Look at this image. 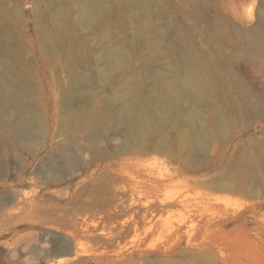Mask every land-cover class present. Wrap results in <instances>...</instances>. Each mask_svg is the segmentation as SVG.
Wrapping results in <instances>:
<instances>
[{
  "label": "rangeland",
  "instance_id": "374dc122",
  "mask_svg": "<svg viewBox=\"0 0 264 264\" xmlns=\"http://www.w3.org/2000/svg\"><path fill=\"white\" fill-rule=\"evenodd\" d=\"M219 1L207 7L202 4L196 12L181 0H149L152 20L136 21L134 15L142 14V7L112 0L107 3L108 17L102 28L76 31L81 41L70 45L71 53L75 45L80 46L69 70L80 71L85 79L84 110L132 87L138 96L150 100L154 111H165L162 101L168 95L159 96V91L166 86L180 95L184 113L199 110L197 123L204 126L198 129L205 133L206 146L201 152L180 147L178 118L167 122L151 113L152 132L143 148L133 145L119 154L115 139L110 146H102L104 155H99V166L94 169L97 177L104 166L117 169L114 184L99 178L83 191L78 177L86 171L84 166L77 177L67 175L61 183L24 188L29 192L47 187L63 196L45 198L39 213H20L23 220L15 230L5 231V218H0V264H54L64 256L54 253L51 239L59 244L73 241L83 255L77 264H264V169L255 161L259 145L264 144V100L242 104L226 97L205 70L209 29L225 18ZM55 2L59 8H54ZM260 6L247 0L243 9L255 7L256 14ZM23 7L28 13L14 24L24 38L32 91L44 109L45 149H51L62 139L56 137L58 110L71 79L60 58L57 70L43 59L40 36L61 22L72 32L78 11L75 0H26ZM148 26L159 30L162 40L149 43L147 34L140 33ZM179 36L189 41L196 38L204 58V65L196 68L203 94L195 101L185 93L199 92L189 73L195 67L184 65L176 53L167 50ZM152 43L161 49L151 51ZM105 50L118 58L98 59ZM248 76L249 85L264 89V78L254 68H249ZM29 154L24 150V159L32 162ZM35 170L36 166L28 165L25 178H34ZM93 225L97 228L90 230ZM122 250L133 254L117 257Z\"/></svg>",
  "mask_w": 264,
  "mask_h": 264
},
{
  "label": "bare ground",
  "instance_id": "6f19581e",
  "mask_svg": "<svg viewBox=\"0 0 264 264\" xmlns=\"http://www.w3.org/2000/svg\"><path fill=\"white\" fill-rule=\"evenodd\" d=\"M25 1L0 0V116L3 119L0 123V181L7 180L0 183V218H5L3 222L5 231L16 229L23 220H20V213L25 212L29 215L39 213L43 210L45 198L63 196L59 192L50 191L47 187H43L40 191L33 189L29 192L25 191L26 187L61 183L67 175L77 177V172L84 166L86 171L78 177L81 178L78 184L82 185L83 191L99 178L114 184L118 179L117 169L109 165L104 166L103 173L99 177H97L98 170L94 169L99 166L97 163L100 160L98 158L101 157L99 155H104L102 146L104 144L106 147L110 146L111 140L115 139L119 142L116 149L119 154L126 153L133 145L143 148L152 132L151 113H154L158 120L167 122L178 118L180 147H190L200 152L205 149V133L198 129L204 125L197 123L199 110L193 109L187 114L184 113L179 105L180 95L173 88L174 92L166 86L160 87L159 96L168 95L162 101L165 111L161 112L154 111L150 100L138 96L132 87L90 111L81 107L86 82L80 71L69 70L72 55L79 51L80 45H75V51L72 53L69 51L70 45L81 41L76 31L85 28L93 30L102 28L103 21L108 17L107 3L112 0H75L78 14L72 32L70 27L61 22L53 27L51 33H41L40 46L43 59L48 65L52 64L51 67L55 66V70L58 69L60 62L63 69L69 70L71 79V87L64 92L58 110L59 131L56 137L62 139L51 149H49L51 146L48 147L49 150L45 149L48 142L43 117L44 109L38 96L32 91V75L23 46L24 38L14 24L16 21L20 22L23 14L28 13L22 10ZM212 1L181 0L182 3L192 6L196 12L200 10L202 4L207 7ZM246 1H219L225 18L216 20L209 29L210 54H208L209 61L205 64L207 74L225 96L242 104H247L253 99L264 100V89L258 88V85L248 84L250 67L264 78V0H253L254 5L257 2L261 5L256 14L255 7L250 10L243 9ZM125 2L129 6L144 9L142 14L134 15L136 21H142L143 18L152 20V5L149 0H125ZM59 6L60 3H54V8ZM37 12L35 8L33 13ZM67 22L64 18V23ZM247 24L252 26L245 28L244 25ZM152 29L148 26L141 29L140 33L147 34L149 43L152 40H162L159 30ZM174 42L167 47V50L176 53L179 61L184 65L195 67L190 68L189 73L199 92L193 94L189 91L185 92L192 101H195L203 94L199 87L201 75L196 72V68L204 65V58L197 49L198 40L194 38L189 41L179 36ZM160 49L156 43L150 45L151 51ZM65 55L68 57L64 59ZM102 56L118 58L110 50L99 54L98 59ZM79 64L83 67V61ZM254 79L257 80V76ZM85 132H87L86 136L83 135ZM258 149L255 161L260 164V169H264V144H260ZM24 150L30 152L32 162L24 159ZM160 152H165L163 147ZM10 155H14V158H10ZM30 164L36 166L34 178L26 179L27 167ZM90 176L94 177L90 180L88 179ZM8 206H12L11 209ZM11 211L18 213L10 214ZM85 222L82 223L86 225ZM96 228L97 225H93L90 230ZM86 230L88 231L89 227ZM57 242L51 239V243L56 245L54 253L64 257L54 264H77L83 260L81 251L73 241H66L64 244ZM35 253H39V250ZM132 254L133 252L122 250L116 256L121 258Z\"/></svg>",
  "mask_w": 264,
  "mask_h": 264
}]
</instances>
